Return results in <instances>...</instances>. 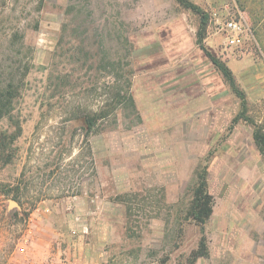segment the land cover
Returning a JSON list of instances; mask_svg holds the SVG:
<instances>
[{"label":"rangeland","instance_id":"374dc122","mask_svg":"<svg viewBox=\"0 0 264 264\" xmlns=\"http://www.w3.org/2000/svg\"><path fill=\"white\" fill-rule=\"evenodd\" d=\"M226 6L243 13L252 32L246 49L229 51L230 61H264V18L255 23L261 7L254 0H0V87L13 81L18 88L12 113L0 121L8 144L3 154L12 156L10 163L0 159V264L18 251L24 220L44 196L82 187L93 166L90 140L150 138L132 102L135 48L163 41L162 31L175 19L198 38L201 12L224 14ZM209 27L210 19L206 38L220 37ZM217 48L223 59L221 39ZM250 110L264 130V106L252 103ZM207 167L213 185L225 160L217 153ZM158 208L165 210L162 202ZM169 215L150 228L147 200L131 210L107 247L105 264H264V205L252 232L254 247L235 242L243 227L227 234L206 229L204 257L194 255L200 230L176 209Z\"/></svg>","mask_w":264,"mask_h":264},{"label":"crops","instance_id":"0c3cea01","mask_svg":"<svg viewBox=\"0 0 264 264\" xmlns=\"http://www.w3.org/2000/svg\"><path fill=\"white\" fill-rule=\"evenodd\" d=\"M161 35L168 47L157 37L133 54V105L150 138L119 150L107 135L90 140L93 166L82 187L44 196L37 205L42 214L34 213L28 251L12 254L3 264H105L115 233L127 225L129 212L142 208L146 200L150 228L157 221L168 222L176 209L201 236L206 229L227 234L243 227L235 242L255 246L252 232L264 205V155L254 139L256 126L245 120L233 123L241 101L184 20L175 19ZM220 39L221 35L208 37L204 47L231 69L251 119V104L264 106V61L233 62L228 54L232 50L227 49L222 59L217 48ZM216 152L225 160V168L216 183L208 181L212 214L202 233L186 218L198 171L210 165ZM160 202L165 207L163 217L158 216Z\"/></svg>","mask_w":264,"mask_h":264},{"label":"trees","instance_id":"16d2710c","mask_svg":"<svg viewBox=\"0 0 264 264\" xmlns=\"http://www.w3.org/2000/svg\"><path fill=\"white\" fill-rule=\"evenodd\" d=\"M254 2L261 7L260 12L256 14L258 18H257V22L255 23L258 24V22L261 23L263 21L262 19L264 18V0H254ZM201 17L202 19L197 35L198 36L197 43L203 50H205L209 59L227 79L233 92L241 101L240 102L241 109L237 114V116L234 118L233 123L237 124L241 120L251 121L253 123V120L246 115L247 104H246L245 94L239 89V87H237L231 69L227 66V64L224 61H222L216 55L211 54L204 47V40L206 39V34H207L206 32H207L210 16L205 12H201ZM260 29H261V33L264 34V23L261 24ZM17 95H18V88L13 81H10L7 83V85L0 87V121L12 113ZM19 137H20V129L17 133L13 134L10 137V143L14 144ZM254 139L260 152L264 155V130L262 128L256 127V130L254 132ZM5 141H6L5 138L0 137V151H1L0 159L4 163H10L12 160V156L9 155L8 157H5L3 154V149L6 146H8V144L7 145L5 144ZM15 200H18V196L15 197ZM212 205H213V198L209 195L208 192V167H204L202 170L198 171V184L195 188L194 197L188 209L187 218H186L187 220H192L197 225H199L201 227L202 233H203V226L206 224V222L208 221V219L212 214ZM205 244H206V238L204 235H202L199 249L194 252V255L196 257H204L207 255L208 252Z\"/></svg>","mask_w":264,"mask_h":264},{"label":"built area","instance_id":"2783aa9c","mask_svg":"<svg viewBox=\"0 0 264 264\" xmlns=\"http://www.w3.org/2000/svg\"><path fill=\"white\" fill-rule=\"evenodd\" d=\"M228 6L224 8L226 12L221 14L219 11L213 10L210 13V27L209 29L213 31V34H218L223 37V48L227 50H240L246 49L247 43L251 40L252 32L250 27L245 21L243 13L238 12L237 14H232L228 11ZM136 131V130H135ZM138 132V131H137ZM144 137V136H143ZM142 136L140 138L143 139ZM145 138V137H144ZM139 138L131 141L129 143L124 142L119 139L114 142V149H123L130 147L133 142H138ZM42 214L41 208L35 206L31 212H29V217L24 220L25 233L21 237V246L18 248V253L25 254L31 245V236L33 230V222L35 221V214ZM89 228L85 227L83 233H88Z\"/></svg>","mask_w":264,"mask_h":264}]
</instances>
